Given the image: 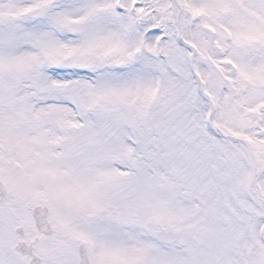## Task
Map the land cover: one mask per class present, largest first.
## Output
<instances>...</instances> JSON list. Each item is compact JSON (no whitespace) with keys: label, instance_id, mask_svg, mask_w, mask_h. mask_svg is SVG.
I'll return each instance as SVG.
<instances>
[{"label":"snow or ice","instance_id":"6c2138e0","mask_svg":"<svg viewBox=\"0 0 264 264\" xmlns=\"http://www.w3.org/2000/svg\"><path fill=\"white\" fill-rule=\"evenodd\" d=\"M0 264H264V0H0Z\"/></svg>","mask_w":264,"mask_h":264}]
</instances>
